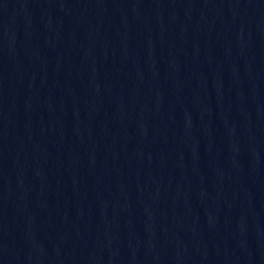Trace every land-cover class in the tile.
<instances>
[{
  "label": "water",
  "instance_id": "obj_1",
  "mask_svg": "<svg viewBox=\"0 0 264 264\" xmlns=\"http://www.w3.org/2000/svg\"><path fill=\"white\" fill-rule=\"evenodd\" d=\"M264 0H0V264H259Z\"/></svg>",
  "mask_w": 264,
  "mask_h": 264
}]
</instances>
